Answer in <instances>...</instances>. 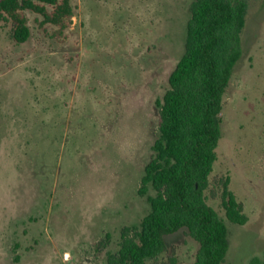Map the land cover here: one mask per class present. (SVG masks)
I'll list each match as a JSON object with an SVG mask.
<instances>
[{"label": "rangeland", "instance_id": "obj_1", "mask_svg": "<svg viewBox=\"0 0 264 264\" xmlns=\"http://www.w3.org/2000/svg\"><path fill=\"white\" fill-rule=\"evenodd\" d=\"M193 1L72 0L62 35L28 12L25 42L0 19V264H109L149 213L142 178ZM245 1L205 190L228 226L223 264H264V0ZM227 177L246 223L227 217ZM199 246L180 229L147 264H195Z\"/></svg>", "mask_w": 264, "mask_h": 264}, {"label": "trees", "instance_id": "obj_2", "mask_svg": "<svg viewBox=\"0 0 264 264\" xmlns=\"http://www.w3.org/2000/svg\"><path fill=\"white\" fill-rule=\"evenodd\" d=\"M245 0H194L187 27L186 50L172 71L170 87L159 101V131L140 188L151 210L140 225L126 227L121 248L109 264H147L166 248V236L186 229L200 244L195 264H223L229 250L228 226L207 202L205 190L218 158L222 137L223 97L242 56ZM28 12L62 35L70 27L72 0H0V19L11 22L13 36H31ZM230 178L223 181L227 217L246 223L248 216ZM255 264H258L255 262Z\"/></svg>", "mask_w": 264, "mask_h": 264}]
</instances>
